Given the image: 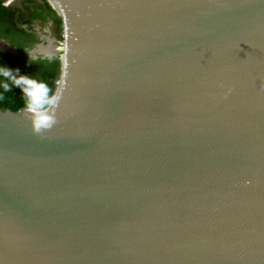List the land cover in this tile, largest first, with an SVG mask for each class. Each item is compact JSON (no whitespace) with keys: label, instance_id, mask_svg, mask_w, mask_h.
I'll list each match as a JSON object with an SVG mask.
<instances>
[{"label":"water","instance_id":"95a60500","mask_svg":"<svg viewBox=\"0 0 264 264\" xmlns=\"http://www.w3.org/2000/svg\"><path fill=\"white\" fill-rule=\"evenodd\" d=\"M47 1L61 100L42 134L0 108V264H264V0Z\"/></svg>","mask_w":264,"mask_h":264},{"label":"trees","instance_id":"16d2710c","mask_svg":"<svg viewBox=\"0 0 264 264\" xmlns=\"http://www.w3.org/2000/svg\"><path fill=\"white\" fill-rule=\"evenodd\" d=\"M25 2H27V5L24 9H22L18 5L7 4L5 0H0V35L7 36L11 42L17 44L20 39L19 35L26 33V29L21 26V22L24 19L39 17L44 19L47 13L54 12L45 0L44 2H39L38 0H25ZM55 20L58 26H61L62 19L60 17H56ZM10 64L11 62L8 58L0 59V66L10 68ZM20 67L24 70L22 74L30 75L38 80L46 82L54 92L57 74L59 71V59L57 57H53L50 60H33L30 61L29 64L22 63ZM11 69L14 71L16 70L14 68ZM2 79L3 77H0V80ZM2 91L3 90L0 89V92ZM3 95L4 99L0 100V108L18 110L19 108L25 106L22 90L15 85H12L11 91L4 92Z\"/></svg>","mask_w":264,"mask_h":264},{"label":"clouds","instance_id":"9594fccd","mask_svg":"<svg viewBox=\"0 0 264 264\" xmlns=\"http://www.w3.org/2000/svg\"><path fill=\"white\" fill-rule=\"evenodd\" d=\"M8 4V3H7ZM41 56L45 59H52L53 54L47 49L41 50ZM30 59L35 60L37 56L30 54ZM0 100L4 99V92L11 91L12 85L22 90L24 98V115L31 121L33 131L42 134L45 130L52 128L56 123V109L61 100L59 92L54 93L49 85L30 75L20 74L17 68L0 66Z\"/></svg>","mask_w":264,"mask_h":264},{"label":"flooded vegetation","instance_id":"af4514ba","mask_svg":"<svg viewBox=\"0 0 264 264\" xmlns=\"http://www.w3.org/2000/svg\"><path fill=\"white\" fill-rule=\"evenodd\" d=\"M38 1L44 2V0H38ZM45 1L49 4L47 0ZM11 4H14L16 6L18 5L19 7L24 9V7L27 5V2H25V0H21V1L15 0ZM51 8L54 10V12L47 13L44 19L41 17L31 18V19H24L21 22V26L26 29V33H22L19 35L20 39L18 40V44L11 42L7 36L0 35V59L8 58L9 61L11 62L9 67L14 69H17L19 67L20 69L19 68L18 69L20 70V74L24 72V70H22V68L20 67L21 64L22 63L29 64L30 61H33L29 57L30 54H34L37 56V59L35 60L45 59L41 56V50L46 46L51 47L50 51L52 52L53 57H57L59 59V70H60L59 56L61 55V53H63L62 49L64 47L62 44L63 41L65 40L64 22L61 14L57 10H55L52 6ZM56 17H60L62 19L61 26H58L55 20ZM38 23L45 24L46 26L41 27L42 29H40L37 26ZM52 26H54L57 29V32H59L60 39H57L55 37H50L47 35L49 34L48 30H50ZM57 46H60V50L57 53H55L54 51L57 50Z\"/></svg>","mask_w":264,"mask_h":264},{"label":"rangeland","instance_id":"374dc122","mask_svg":"<svg viewBox=\"0 0 264 264\" xmlns=\"http://www.w3.org/2000/svg\"><path fill=\"white\" fill-rule=\"evenodd\" d=\"M19 1H21V0H19ZM37 26L40 28V29H42L41 27H45L46 25L45 24H37ZM47 30H48V28H47ZM49 31V34H47L48 36H50V37H55V38H57V39H60L59 38V32H57V29L54 27V26H52L51 27V29L50 30H48Z\"/></svg>","mask_w":264,"mask_h":264},{"label":"bare ground","instance_id":"6f19581e","mask_svg":"<svg viewBox=\"0 0 264 264\" xmlns=\"http://www.w3.org/2000/svg\"><path fill=\"white\" fill-rule=\"evenodd\" d=\"M51 1L53 2V0H51ZM43 49H47V50H49V51H50L51 47H49V46H46V47H44Z\"/></svg>","mask_w":264,"mask_h":264}]
</instances>
